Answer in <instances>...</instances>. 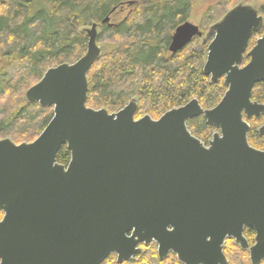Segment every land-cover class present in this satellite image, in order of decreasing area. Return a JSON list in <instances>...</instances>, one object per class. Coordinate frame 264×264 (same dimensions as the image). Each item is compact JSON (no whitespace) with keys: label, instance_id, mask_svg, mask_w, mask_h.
Listing matches in <instances>:
<instances>
[{"label":"water","instance_id":"obj_1","mask_svg":"<svg viewBox=\"0 0 264 264\" xmlns=\"http://www.w3.org/2000/svg\"><path fill=\"white\" fill-rule=\"evenodd\" d=\"M263 25L259 8L243 3L211 26L204 74L223 79L227 92L212 109L194 99L158 120L136 119L137 100L117 113L88 107V74L105 50L99 26L85 29L87 53L50 68L26 93L30 104L53 108L41 135L0 141V264H104L112 255L123 264L153 243L161 262L229 264L230 239L262 264L264 150L248 134L249 121L264 115L253 101L264 82V34L249 50ZM198 37L199 26L182 24L170 52ZM202 116L217 129L208 145L187 125ZM64 146L67 166L57 162Z\"/></svg>","mask_w":264,"mask_h":264},{"label":"trees","instance_id":"obj_2","mask_svg":"<svg viewBox=\"0 0 264 264\" xmlns=\"http://www.w3.org/2000/svg\"><path fill=\"white\" fill-rule=\"evenodd\" d=\"M197 1L0 0V140L31 143L41 135L54 116L53 108L30 104L26 93L50 68L74 64L87 53L88 36L84 31L93 24L99 26L98 42L105 53L88 74V107L117 113L137 100V117L149 115L153 119L194 99L204 109L216 107L227 87L223 79L212 83L204 74L212 40L205 42V37L230 10L253 0H223L211 7L200 26L204 37L172 55V36L188 21ZM125 7L131 9L128 17L113 21ZM259 13L264 18V5ZM107 18L114 25L104 23ZM263 34L264 25L252 38L250 49ZM248 62L245 58V64ZM253 100L264 104V82L255 86ZM249 123V143L264 150V137L258 132L264 125V115ZM187 125L204 144L217 132L203 116L189 120ZM70 161L71 153L64 146L57 162L67 165ZM245 236L254 242V231L246 229ZM153 244L144 246L140 255L123 264H153L143 256ZM153 254L157 264H181L176 255L161 262L157 250ZM225 255L229 264H251L249 252L232 239L226 242ZM104 264H119L117 256L112 255Z\"/></svg>","mask_w":264,"mask_h":264},{"label":"rangeland","instance_id":"obj_3","mask_svg":"<svg viewBox=\"0 0 264 264\" xmlns=\"http://www.w3.org/2000/svg\"><path fill=\"white\" fill-rule=\"evenodd\" d=\"M223 0H198L195 4V6L193 7L192 9V12L189 16V19L187 22H190L196 26H201V22H202V18H203V15L211 8V7H214L216 6L217 4L221 3ZM244 4H247V5H251V6H254V7H258V8H261L263 5H264V0H253L251 3H244ZM134 8V7H133ZM131 12V9L128 8V7H125L123 10H120L118 13H116L114 15V18H113V21H117V22H120V21H123L124 19H126L128 17V15L130 14ZM113 23V22H112ZM201 29V28H200ZM175 33V32H174ZM203 37H204V34H203ZM203 37H200V38H203ZM199 38V37H198ZM197 39V38H196ZM99 43V42H98ZM193 43V42H192ZM100 46L101 43H99ZM185 50V49H184ZM183 50V51H184ZM171 53V52H170ZM172 54V53H171ZM173 55V54H172ZM249 63V62H248ZM247 63V64H248ZM246 65V64H245ZM27 143V142H25ZM142 248L144 246H141ZM151 248H149L146 252H144L143 256H146L148 259H150V261L153 263V264H157L158 260L154 257V252H158V246L157 244H153L152 245V249L150 250ZM250 256V255H249ZM251 262V261H250Z\"/></svg>","mask_w":264,"mask_h":264},{"label":"flooded vegetation","instance_id":"obj_4","mask_svg":"<svg viewBox=\"0 0 264 264\" xmlns=\"http://www.w3.org/2000/svg\"><path fill=\"white\" fill-rule=\"evenodd\" d=\"M109 24H111V25H114L113 23H112V21L111 22H109ZM173 37V36H172ZM259 39V38H258ZM257 41V40H256ZM251 43V42H250ZM171 46V45H170ZM255 46V45H254ZM253 48V47H252ZM251 48V49H252ZM250 48H249V50H251ZM169 51H170V48H169ZM255 88V87H254ZM254 91V90H253ZM254 101V100H253ZM256 102V101H255ZM261 104V103H260ZM139 105V104H138ZM139 110V109H138ZM137 114H138V112H137ZM146 116V115H145ZM144 117V116H143ZM261 117V116H260ZM259 117V118H260ZM142 118V117H141ZM136 119H140V118H138L137 117V115H136ZM253 119H257V118H253ZM154 120H158V119H154ZM251 121V120H250ZM250 124V123H249ZM251 126V125H250ZM264 125H262L260 128H262ZM259 128V129H260ZM259 129H258V132H259ZM251 130V129H250ZM250 132V131H249ZM6 139H8V138H6ZM1 140H4V139H1ZM0 140V141H1ZM11 140V139H10ZM12 141V140H11ZM14 142V141H13ZM15 143V142H14ZM25 143V142H24ZM16 144H18V143H16ZM20 144H22V143H20ZM20 144H18V145H20ZM206 145H208V144H206ZM60 164V163H59ZM61 165H63V164H61ZM68 165V164H67ZM67 165H64V166H67ZM4 217V214L3 213H0V221L2 220V218ZM246 237V236H245ZM255 238H256V234H255ZM255 238H254V242L253 243H250L251 244V246H253L254 244H255ZM248 240V239H247ZM249 241V240H248ZM158 246V245H157Z\"/></svg>","mask_w":264,"mask_h":264}]
</instances>
